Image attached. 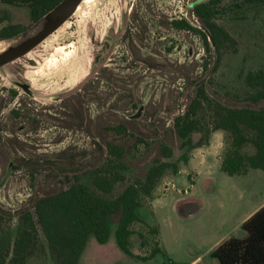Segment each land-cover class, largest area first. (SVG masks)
Instances as JSON below:
<instances>
[{
  "label": "rangeland",
  "instance_id": "rangeland-1",
  "mask_svg": "<svg viewBox=\"0 0 264 264\" xmlns=\"http://www.w3.org/2000/svg\"><path fill=\"white\" fill-rule=\"evenodd\" d=\"M192 1L80 2L78 11L33 51L0 66V249L12 247L26 226L21 213L33 212L38 196L79 178L91 191L114 198L157 159L176 163L179 171L167 169L158 180V196L144 198L139 208L157 234L134 223L132 256L118 247L114 232L107 244L91 236L79 264H216L211 250L229 236L243 237L238 221L264 200V170L226 174L220 168L224 137L222 145L219 138L209 141L216 102L264 106V100H245L254 90L244 79L248 71L264 69V0H220L214 6V21L234 41L222 48L213 73L202 71L205 52L194 30L201 25L191 13ZM182 18L191 29L171 24ZM49 21V12L33 21L27 4L0 2V30L17 25L21 32L0 39V51ZM110 31L121 32L115 43ZM105 58L79 91L60 97ZM200 80L209 100L194 116L196 129L181 139L173 117L183 111ZM163 147L171 149L170 156L163 155ZM184 155L196 164L205 162L206 170L187 166ZM97 170L124 179L105 193L93 184ZM117 219V213L111 217L113 230ZM156 240L161 251L143 259ZM29 264H55L40 228Z\"/></svg>",
  "mask_w": 264,
  "mask_h": 264
},
{
  "label": "trees",
  "instance_id": "trees-1",
  "mask_svg": "<svg viewBox=\"0 0 264 264\" xmlns=\"http://www.w3.org/2000/svg\"><path fill=\"white\" fill-rule=\"evenodd\" d=\"M60 0H0L8 4H27L30 17L38 21ZM190 4L191 13L200 22L201 28H193L200 36L203 50L202 71L214 72L221 60V50L230 41L231 35L214 21V6L220 0H207ZM171 24L180 29H191L186 18L174 20ZM17 25H7L0 30V39L20 34ZM245 82L254 90L245 100L258 103L264 100V69L250 70ZM196 84L194 94L181 113L173 117L177 136L186 138L197 127L194 116L202 104L209 100L203 80ZM222 130L226 146L220 161V168L228 175L244 174L250 169H264V106H226L215 103V124L213 130ZM245 146L253 151L246 153ZM112 149V148H111ZM163 155L170 156L171 149L163 147ZM183 160L188 159L184 155ZM29 162H25L28 166ZM167 169L178 172L177 164L161 159L155 160L144 175L126 183L114 198L103 197L91 191L79 178L63 188L38 196L33 212L23 211L20 217L25 227L20 229L11 248L0 249V264H26L39 243V228L44 234L50 254L57 264H78L80 256L91 236L97 242L106 243L111 233V217L118 214L114 237L118 247L132 256L130 236L134 223H143L149 232L157 234V228L147 224L139 214L144 198L152 197L158 180ZM123 176H111L97 170L93 184L99 191L110 193L114 184ZM39 227V228H38ZM243 237L229 236L220 241L210 252L216 264H264V204L249 215L242 223ZM141 245L145 244L142 234ZM148 259L161 251L159 241Z\"/></svg>",
  "mask_w": 264,
  "mask_h": 264
},
{
  "label": "water",
  "instance_id": "water-1",
  "mask_svg": "<svg viewBox=\"0 0 264 264\" xmlns=\"http://www.w3.org/2000/svg\"><path fill=\"white\" fill-rule=\"evenodd\" d=\"M82 0H60L50 11V21L44 26L43 29L38 31L35 35L30 36L20 42L15 46H11L10 48L6 49L2 53H0V66L17 59L26 53H28L31 49H33L37 44H39L43 39H45L49 34L55 31L60 25H62L69 16L74 12L77 8L78 4ZM207 0H196L195 3L204 2ZM126 18H124V23ZM121 32H116L113 34L110 31V35L112 36L114 43L119 38ZM112 49V48H111ZM107 58L100 60L91 70V72L85 76L77 85L73 88L62 92L60 97L64 98L74 94L75 92L79 91L81 87L95 74L98 69L104 64Z\"/></svg>",
  "mask_w": 264,
  "mask_h": 264
},
{
  "label": "crops",
  "instance_id": "crops-1",
  "mask_svg": "<svg viewBox=\"0 0 264 264\" xmlns=\"http://www.w3.org/2000/svg\"><path fill=\"white\" fill-rule=\"evenodd\" d=\"M223 137H224V132L222 131V130H219V129H217V130H213L212 132H211V135H210V141H209V144L212 142V140L213 139H218L219 138V140H220V142H221V145H222V139H223ZM198 161H202L203 162V160H198ZM220 161H221V158H220ZM188 165H190L191 167H193L194 165H197L198 166V169H201V170H206V164H205V162L203 163V164H199V162H198V164H196L195 162H194V160H193V158L191 157V158H189V160L187 161V166ZM180 170V169H179ZM264 170V169H263ZM250 171V170H249ZM249 171H247V173L249 172ZM179 172V171H178ZM177 172V173H178ZM247 173H244V174H247ZM244 174H242V175H244ZM174 176V175H173ZM173 178V177H172ZM169 183H171L172 184V181H169L168 182V184ZM158 190V184L155 186V188H154V190H153V192H152V197H151V201L156 197V196H158V195H156V191ZM262 204H264V200L263 201H261L260 203H258V204H256L251 210H249V211H247L240 219H239V221H238V225L239 226H241V223L249 216V215H251L256 209H258ZM241 229V228H240ZM112 232H114V230L111 228V233H110V236H109V238H108V241L106 242V243H102V244H107V243H109L110 241H112L113 240V238H111V234H112ZM115 239V238H114ZM91 241V238H89V240L87 241V244H86V246H85V248H84V250H83V252H82V254H81V256H80V259H79V262H78V264L80 263V261H81V259H82V257H83V255H84V253H85V251H86V247H87V245H88V243ZM31 256H32V254L27 258V261H26V264H29V261H30V259H31ZM37 261H42L41 259H37ZM55 261V260H54ZM43 262V261H42ZM55 264H57L56 263V261H55Z\"/></svg>",
  "mask_w": 264,
  "mask_h": 264
},
{
  "label": "bare ground",
  "instance_id": "bare-ground-1",
  "mask_svg": "<svg viewBox=\"0 0 264 264\" xmlns=\"http://www.w3.org/2000/svg\"><path fill=\"white\" fill-rule=\"evenodd\" d=\"M87 1H90V0H82L81 3H83V2H87ZM81 3H80V4H81ZM80 4L77 6L76 11H78V9H79V7H80ZM63 24H64V23H63ZM63 24H62V25H63ZM62 25H61V26H62ZM61 26H60V27H61ZM60 27H59V28H60ZM38 31H40V30H38ZM38 31H37V28H33L32 30L29 31V33H28V37L35 35ZM13 42H14V41H12V43H13ZM10 43H11V42H9V44H10ZM13 46H15V45H13ZM3 50H4V48L1 49L2 52H3ZM1 51H0V53H2ZM4 51H5V50H4ZM31 51H33V50H30L29 52H31ZM29 52H28V53H29ZM28 53H27V54H28ZM27 54H26V55H27Z\"/></svg>",
  "mask_w": 264,
  "mask_h": 264
}]
</instances>
